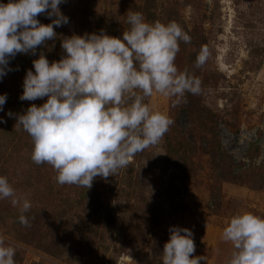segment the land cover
I'll return each instance as SVG.
<instances>
[{
    "label": "rangeland",
    "instance_id": "1",
    "mask_svg": "<svg viewBox=\"0 0 264 264\" xmlns=\"http://www.w3.org/2000/svg\"><path fill=\"white\" fill-rule=\"evenodd\" d=\"M59 8L69 23L34 53H18L0 79V175L37 216L24 226L19 206L0 200V236L15 246L16 264H162L171 226L193 232V255L206 257L200 264H225L232 247L221 234L230 217H264V0H64ZM130 11L149 23L175 21L191 37L175 64L201 80L202 92L177 107L158 93L146 98L175 121L161 142L90 189L60 185L51 165L31 160L32 139L15 126L18 114L46 99L19 98L26 71L41 53L49 62L65 55L63 37H121ZM203 45L211 56L195 68Z\"/></svg>",
    "mask_w": 264,
    "mask_h": 264
},
{
    "label": "clouds",
    "instance_id": "2",
    "mask_svg": "<svg viewBox=\"0 0 264 264\" xmlns=\"http://www.w3.org/2000/svg\"><path fill=\"white\" fill-rule=\"evenodd\" d=\"M64 0H0V79L12 71L9 61L18 53H34L57 37L55 28L69 23L59 8ZM46 14L48 24L37 17ZM127 30L121 37L99 33L63 37L65 55L49 62L41 53L33 69L26 71L21 100L43 99L18 114L15 126L32 139L31 160L51 165L60 185L90 189L95 178L105 180L125 169L131 159L158 145L173 118L146 102L154 94L171 101L172 107L187 103L186 94L199 95L201 80L175 64L180 42L191 37L175 21L149 23L142 13L127 14ZM211 56L201 46L195 68ZM6 94H0L4 111ZM12 117L13 112L8 111ZM0 122H4L0 117ZM19 206V222L30 226L32 204L16 195L8 178L0 175V200ZM221 239L232 250L225 264H264V217L241 211L230 217ZM193 232L171 226L169 239L159 255L162 264H200ZM16 248L0 236V264H16Z\"/></svg>",
    "mask_w": 264,
    "mask_h": 264
},
{
    "label": "trees",
    "instance_id": "3",
    "mask_svg": "<svg viewBox=\"0 0 264 264\" xmlns=\"http://www.w3.org/2000/svg\"><path fill=\"white\" fill-rule=\"evenodd\" d=\"M217 155H219V154H217ZM227 173H229V172H226L225 175ZM225 175H223V176H225ZM41 211H43V208H41ZM25 215L29 218V220L32 219L31 221L37 220V216L35 215V213L33 212V210L32 211L30 210L28 213H25Z\"/></svg>",
    "mask_w": 264,
    "mask_h": 264
}]
</instances>
